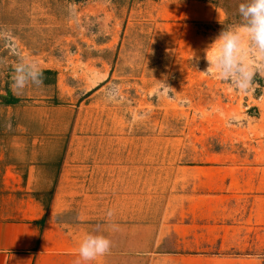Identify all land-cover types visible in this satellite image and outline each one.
I'll return each mask as SVG.
<instances>
[{
    "label": "rangeland",
    "instance_id": "rangeland-1",
    "mask_svg": "<svg viewBox=\"0 0 264 264\" xmlns=\"http://www.w3.org/2000/svg\"><path fill=\"white\" fill-rule=\"evenodd\" d=\"M241 2L0 0V90L24 83V127H66L46 134L60 159L173 233L123 264H264V57L244 39L248 84L210 67Z\"/></svg>",
    "mask_w": 264,
    "mask_h": 264
},
{
    "label": "crops",
    "instance_id": "crops-1",
    "mask_svg": "<svg viewBox=\"0 0 264 264\" xmlns=\"http://www.w3.org/2000/svg\"><path fill=\"white\" fill-rule=\"evenodd\" d=\"M199 3L203 0H186L189 10ZM14 86L0 90V264H75L79 244L88 234L106 236L111 250L81 264H123L126 258L158 255L173 233L164 223L147 222L149 213L140 202L144 196L108 190L103 169L80 178L71 159L60 161L59 140L46 137L67 128L56 130L43 121L25 128L24 83ZM29 134L34 135L31 140ZM94 161L102 162L97 158L89 164ZM229 175V196L244 195L249 190L244 179L236 181L231 172L224 177ZM151 204L156 207L157 201Z\"/></svg>",
    "mask_w": 264,
    "mask_h": 264
},
{
    "label": "clouds",
    "instance_id": "clouds-1",
    "mask_svg": "<svg viewBox=\"0 0 264 264\" xmlns=\"http://www.w3.org/2000/svg\"><path fill=\"white\" fill-rule=\"evenodd\" d=\"M238 14L242 23L235 29L222 31L213 43H219V51L210 67L215 68L222 77L235 76L238 83L248 84L254 73L251 66L244 62L243 42L247 38L250 45L264 57V0H243L238 6ZM37 75L34 74L33 79L40 83ZM108 215L111 216V213ZM110 250L111 241L106 236L88 234L79 244V259L75 264L95 261Z\"/></svg>",
    "mask_w": 264,
    "mask_h": 264
},
{
    "label": "trees",
    "instance_id": "trees-1",
    "mask_svg": "<svg viewBox=\"0 0 264 264\" xmlns=\"http://www.w3.org/2000/svg\"><path fill=\"white\" fill-rule=\"evenodd\" d=\"M76 1L81 2V1H86V0H76ZM39 74H40V76H44V75H46V74H49V71H42V72H40ZM60 161H61V159H60ZM59 163H60V162H59Z\"/></svg>",
    "mask_w": 264,
    "mask_h": 264
}]
</instances>
